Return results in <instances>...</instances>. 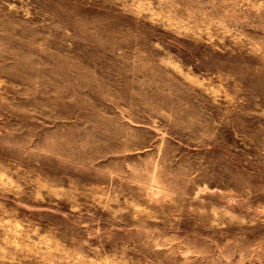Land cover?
<instances>
[{"label":"rangeland","instance_id":"obj_1","mask_svg":"<svg viewBox=\"0 0 264 264\" xmlns=\"http://www.w3.org/2000/svg\"><path fill=\"white\" fill-rule=\"evenodd\" d=\"M0 264H264V0H0Z\"/></svg>","mask_w":264,"mask_h":264}]
</instances>
